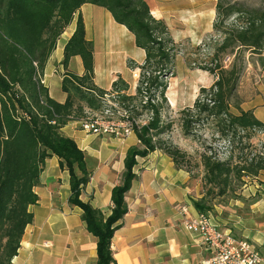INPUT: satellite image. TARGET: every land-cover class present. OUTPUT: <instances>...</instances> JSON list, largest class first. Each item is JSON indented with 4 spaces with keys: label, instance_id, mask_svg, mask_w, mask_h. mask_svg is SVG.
Listing matches in <instances>:
<instances>
[{
    "label": "trees",
    "instance_id": "trees-1",
    "mask_svg": "<svg viewBox=\"0 0 264 264\" xmlns=\"http://www.w3.org/2000/svg\"><path fill=\"white\" fill-rule=\"evenodd\" d=\"M84 3L106 9L133 34L135 46L144 50L141 64L127 61L130 69L139 71L134 94H127L128 83L120 76L109 90L94 84V50L85 37L80 13ZM215 11L213 27L222 39L215 44L209 62L196 66L213 74L215 80L208 88H200L192 106L184 108L180 116L184 135L200 138L198 132L209 127L228 142L223 158L212 146H205L199 155L203 186H207L201 199L192 200L199 212L209 211L211 199L227 194L234 182L264 171V144L259 151L247 150L249 139L264 130V122L253 110H244L237 102L231 104L239 70L235 61L226 68L220 59L221 54H236L235 49L240 48L264 51V8L216 0ZM74 17L75 28L63 45L61 90L66 98L60 103L48 95L42 73L58 38ZM226 20H232L229 27ZM175 50L166 24L151 14L146 0H0V264H8L17 253L22 233L33 218L28 206L38 200L33 188L51 156H56L68 172V202L80 208L85 229L96 240L92 264H116L110 240L127 212L124 197L134 177L136 157L160 150L178 167L185 155L188 161L184 151L161 136L171 127L161 113L166 78L173 75L170 67ZM75 55L82 62L81 75L66 70ZM105 95L125 112L120 119L129 123L137 140L127 149L121 179L111 190L108 214L81 199L89 179L85 156L61 131L69 121L79 123L93 119L89 113L103 112ZM142 113L149 118L139 123Z\"/></svg>",
    "mask_w": 264,
    "mask_h": 264
},
{
    "label": "crops",
    "instance_id": "crops-1",
    "mask_svg": "<svg viewBox=\"0 0 264 264\" xmlns=\"http://www.w3.org/2000/svg\"><path fill=\"white\" fill-rule=\"evenodd\" d=\"M80 13L85 37L94 50V84L109 90L120 76L128 83L127 94H134L138 68L130 69L127 61L141 64L144 50L135 46L133 34L106 9L84 3ZM75 19L58 38L42 73L41 82L48 95L60 103L66 98L61 90L63 45L75 28ZM66 70L83 73L78 55L70 58ZM77 124L69 121L61 131L85 156L89 179L81 199L108 214L111 190L121 179L127 149L137 140L133 134L120 137L87 133ZM133 173L124 197L127 212L110 240L116 264H202L210 252L196 234L182 226L178 211L182 204L190 213L197 211L192 200L203 197L200 181L160 150L136 157ZM33 190L38 200L28 206L32 221L26 225L17 253L8 264H92L96 240L85 229L80 208L68 202L69 175L56 156L45 161ZM234 193L223 202L210 204L206 213L221 230L248 238L264 252V171L245 177Z\"/></svg>",
    "mask_w": 264,
    "mask_h": 264
},
{
    "label": "rangeland",
    "instance_id": "rangeland-1",
    "mask_svg": "<svg viewBox=\"0 0 264 264\" xmlns=\"http://www.w3.org/2000/svg\"><path fill=\"white\" fill-rule=\"evenodd\" d=\"M151 14L164 21L170 36L176 43V50L170 71L173 74L166 78L165 101H163L162 120L164 123L171 122V127L161 136L169 144L176 145L187 154L182 163V168L190 175L200 181L203 186L202 166L200 164V153L205 146H212L217 149L221 158L227 154L228 142L219 138L211 128L201 129L198 134L200 138L186 136L183 134L180 123L181 111L191 107L202 87L208 88L215 76L207 71L196 68L199 64L209 62L216 43L222 39V35L213 27L216 21L215 3L216 0H146ZM237 2L249 8H264V0H224ZM232 20H226L225 26L229 27ZM236 54H221L220 59L224 67L228 68L235 61L239 70L234 96L231 104L235 102L244 110H253L254 115L264 122V51L254 53L250 48L235 49ZM74 64H72V67ZM74 68V67H73ZM139 71L135 73L138 79ZM108 113H89V117H98L101 120H109L113 123H121L122 110L106 97ZM173 101V103L171 102ZM112 107L115 111L111 110ZM148 114L142 113L137 122L144 123L148 120ZM76 127H80L79 124ZM248 151H259L264 144V130L256 131L249 139ZM187 168V169H186ZM245 178V177H244ZM240 183H233V189L227 194L216 196L209 204L223 202L233 196L242 186ZM204 187V188H203Z\"/></svg>",
    "mask_w": 264,
    "mask_h": 264
},
{
    "label": "built area",
    "instance_id": "built-area-1",
    "mask_svg": "<svg viewBox=\"0 0 264 264\" xmlns=\"http://www.w3.org/2000/svg\"><path fill=\"white\" fill-rule=\"evenodd\" d=\"M108 112L109 109L106 108L102 113ZM121 115L124 116L125 112ZM120 122L115 124L94 117L79 121V126L81 130L91 134H112L120 137L132 134L129 123L122 120ZM178 211L182 216V226L196 234L210 252V256L204 259L202 264H264V252L248 238L236 237L221 230L213 223L208 213H190L184 204L178 206Z\"/></svg>",
    "mask_w": 264,
    "mask_h": 264
},
{
    "label": "bare ground",
    "instance_id": "bare-ground-1",
    "mask_svg": "<svg viewBox=\"0 0 264 264\" xmlns=\"http://www.w3.org/2000/svg\"><path fill=\"white\" fill-rule=\"evenodd\" d=\"M171 102L173 103V101L171 100Z\"/></svg>",
    "mask_w": 264,
    "mask_h": 264
}]
</instances>
